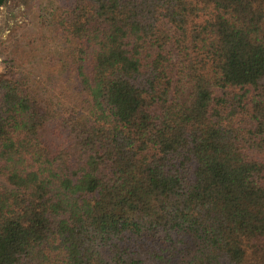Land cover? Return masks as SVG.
<instances>
[{
  "label": "trees",
  "instance_id": "16d2710c",
  "mask_svg": "<svg viewBox=\"0 0 264 264\" xmlns=\"http://www.w3.org/2000/svg\"><path fill=\"white\" fill-rule=\"evenodd\" d=\"M26 6L0 43V264H264V0Z\"/></svg>",
  "mask_w": 264,
  "mask_h": 264
},
{
  "label": "rangeland",
  "instance_id": "374dc122",
  "mask_svg": "<svg viewBox=\"0 0 264 264\" xmlns=\"http://www.w3.org/2000/svg\"><path fill=\"white\" fill-rule=\"evenodd\" d=\"M31 0H18L15 3L9 2L2 8L0 14V43L6 41L11 35L12 28L29 22L30 18L26 14V2ZM1 61V59H0ZM2 70L0 65V71Z\"/></svg>",
  "mask_w": 264,
  "mask_h": 264
}]
</instances>
